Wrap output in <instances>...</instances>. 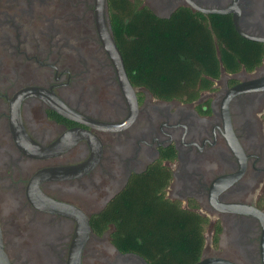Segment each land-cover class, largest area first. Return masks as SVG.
I'll use <instances>...</instances> for the list:
<instances>
[{
	"label": "flooded vegetation",
	"instance_id": "flooded-vegetation-1",
	"mask_svg": "<svg viewBox=\"0 0 264 264\" xmlns=\"http://www.w3.org/2000/svg\"><path fill=\"white\" fill-rule=\"evenodd\" d=\"M128 1L160 18L185 8L230 31L237 65L221 64L193 99L155 97L127 75L130 99L96 0H0V230L10 263L68 264L86 218L80 264H149L93 225L159 165L170 172L164 196L206 219L197 261L264 264V86L250 84L264 78V0ZM113 2L103 17L116 44ZM73 130L88 134L71 139ZM39 193L73 209L39 208Z\"/></svg>",
	"mask_w": 264,
	"mask_h": 264
},
{
	"label": "trees",
	"instance_id": "trees-1",
	"mask_svg": "<svg viewBox=\"0 0 264 264\" xmlns=\"http://www.w3.org/2000/svg\"><path fill=\"white\" fill-rule=\"evenodd\" d=\"M112 5L127 75L155 97L196 98L219 76L221 64L229 70L237 65L238 56L229 50L231 32L209 28L188 9L160 18L138 2L114 0ZM169 179L166 167H151L108 202L93 226L110 228L119 250L134 252L149 264L194 263L203 249L206 219L164 196Z\"/></svg>",
	"mask_w": 264,
	"mask_h": 264
},
{
	"label": "water",
	"instance_id": "water-1",
	"mask_svg": "<svg viewBox=\"0 0 264 264\" xmlns=\"http://www.w3.org/2000/svg\"><path fill=\"white\" fill-rule=\"evenodd\" d=\"M103 6H104V0H96V19L97 22L99 24V31L101 34V40H102V44L104 46V48L106 49V51L108 52L110 58L112 59L116 69H117V74L119 77V81H120V85L123 88L124 92L130 96V99H134V91L132 88V85L130 84L126 71H125V67H124V62L121 56V53L118 49V47L116 46L115 42L113 41L112 37L110 36V34L108 33V31L106 30V26H105V22H104V17H103ZM258 83L256 82H251L250 84H257L260 87L264 86V78L257 80ZM245 85L244 84H238L237 86H235L232 90L233 91H237L240 90L242 88H244ZM65 114V113H63ZM86 133L85 131L82 130H73L70 131L69 135L71 137V139H75L77 137L80 136H85ZM46 172H50L49 169L45 170ZM38 197H36V199L34 200V198H31V201L38 206L39 208L48 210V209H56V210H62L64 211H69L72 210L73 208L68 206V205H59L56 202H54L52 199H50L49 197L39 193V195H37ZM79 212V211H78ZM82 226L78 227V230L76 231V239L72 244L71 250H70V254H69V263L68 264H80V253H81V248L83 245V242L86 238V235L88 233L89 230V226H88V222L86 218L82 219ZM225 263L222 260H218L216 258H203L199 261H197L194 264H216V263ZM0 264H11L8 256L4 250V246H3V241H2V236H1V230H0ZM227 264V263H225Z\"/></svg>",
	"mask_w": 264,
	"mask_h": 264
}]
</instances>
